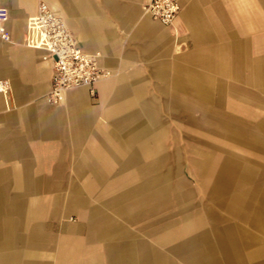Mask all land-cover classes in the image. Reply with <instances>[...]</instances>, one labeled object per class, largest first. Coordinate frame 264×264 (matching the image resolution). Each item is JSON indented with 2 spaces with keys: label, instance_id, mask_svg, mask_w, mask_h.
<instances>
[{
  "label": "crops",
  "instance_id": "1",
  "mask_svg": "<svg viewBox=\"0 0 264 264\" xmlns=\"http://www.w3.org/2000/svg\"><path fill=\"white\" fill-rule=\"evenodd\" d=\"M39 1L0 0V264H264V0H42L112 72L58 104Z\"/></svg>",
  "mask_w": 264,
  "mask_h": 264
},
{
  "label": "built area",
  "instance_id": "2",
  "mask_svg": "<svg viewBox=\"0 0 264 264\" xmlns=\"http://www.w3.org/2000/svg\"><path fill=\"white\" fill-rule=\"evenodd\" d=\"M143 9L167 25L175 18L180 6L178 0H147ZM0 37L9 40V36L1 31ZM23 44L43 50V58L51 63L50 88L44 99L52 104H58L67 90L80 86L86 87L93 96L94 84L112 73L101 64L99 52L86 53L75 45L63 19L42 0L38 2L36 13L26 19ZM3 90L4 83L0 80V92Z\"/></svg>",
  "mask_w": 264,
  "mask_h": 264
},
{
  "label": "rangeland",
  "instance_id": "3",
  "mask_svg": "<svg viewBox=\"0 0 264 264\" xmlns=\"http://www.w3.org/2000/svg\"><path fill=\"white\" fill-rule=\"evenodd\" d=\"M176 127V124H173ZM176 129V128H175ZM196 132H198V128H197V123H191L190 124V133H191V137H190V142H194L196 140H194L192 138V136H196ZM195 149H191V153L189 156V161L186 160L184 163H180L179 166V170L174 172V179H183L185 181V184L187 185L185 187L189 188V194L192 195H197L198 194V182L200 179H203V177H200L197 171L196 166L194 165V161L198 158L199 155L196 154V152H192ZM72 219V218H70Z\"/></svg>",
  "mask_w": 264,
  "mask_h": 264
},
{
  "label": "bare ground",
  "instance_id": "4",
  "mask_svg": "<svg viewBox=\"0 0 264 264\" xmlns=\"http://www.w3.org/2000/svg\"><path fill=\"white\" fill-rule=\"evenodd\" d=\"M104 79V78H103ZM100 80H102V79H100ZM100 80H98L97 82H99ZM95 86V85H94Z\"/></svg>",
  "mask_w": 264,
  "mask_h": 264
}]
</instances>
